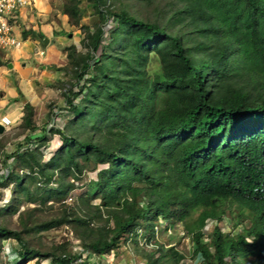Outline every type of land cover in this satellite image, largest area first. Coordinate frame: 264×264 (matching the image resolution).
I'll return each instance as SVG.
<instances>
[{
    "label": "trees",
    "instance_id": "16d2710c",
    "mask_svg": "<svg viewBox=\"0 0 264 264\" xmlns=\"http://www.w3.org/2000/svg\"><path fill=\"white\" fill-rule=\"evenodd\" d=\"M168 1L159 16L141 19L106 7L107 0H90L98 20L82 26L87 52L71 44L64 50L68 63L53 66L79 86L65 93L68 132L54 129L63 143L52 160H43L38 150L45 131L28 138L38 136L36 150L27 145L3 155L15 162L3 164L0 185L16 187L0 214L18 212L23 201H64L76 188L73 179L91 170L97 177L92 194L100 199L96 216L104 218L100 235L93 237L91 213L44 220L36 230L76 223L83 249L101 258L117 252L123 239L151 241L156 226L182 222L194 243L198 261L192 264H264V0ZM63 12L78 24L80 0H68ZM151 55L158 57L160 72L150 70ZM33 109L26 104L20 126L32 127ZM2 148L0 142V155ZM233 203L240 211L235 224L247 216L250 225L237 232L216 225L206 240L208 221L221 222L226 204ZM6 239L16 240L27 259L95 262L63 247L44 253L29 247L20 231L0 225V241ZM159 245L165 262L185 264L174 245L166 251Z\"/></svg>",
    "mask_w": 264,
    "mask_h": 264
},
{
    "label": "rangeland",
    "instance_id": "374dc122",
    "mask_svg": "<svg viewBox=\"0 0 264 264\" xmlns=\"http://www.w3.org/2000/svg\"><path fill=\"white\" fill-rule=\"evenodd\" d=\"M68 0H52V5L54 7L53 13H57L63 11L64 4L67 3ZM39 2V0H38ZM168 0H163L159 5L154 4V2H147L144 3L142 0H107L105 4L106 7L110 9H124L128 12L134 14L136 17L141 19H150L151 14H158L161 13V8L166 7L168 4ZM95 4L90 3V0H80V7L83 11V15L80 17L78 24H73L72 21L69 19L70 28L67 31V37L70 38L69 45L75 44L79 51L87 52V48L82 44V39L84 37V30L83 25H94L97 20V14L94 9ZM154 6V7H153ZM72 24V25H71ZM110 32V28L107 29V37L105 42H107L110 38L108 33ZM71 35V36H70ZM66 37V39H67ZM110 42V41H109ZM65 55V60L63 61V65L67 62V57ZM62 65V66H63ZM160 61L158 57L155 55H151L150 57V64L149 68L152 72H156L160 70ZM161 71V70H160ZM159 71V72H160ZM158 73V72H157ZM48 87V91L46 92L45 98L43 102L39 104L37 109H35L34 114V128L31 131L28 130L26 127L20 126L12 127L9 131L6 132L5 137L8 139V144L6 146V150L8 153L13 154L17 153L19 148L23 146L25 149L30 146L31 150H36L38 146H35V141L39 138L38 136L33 137L32 140H29V136L31 133L37 134L40 132H44V128L47 126L48 128H52L55 124L50 122V116L52 110L56 112L58 110L59 114L55 115L57 119V125L60 127H64L68 120L67 116H64L66 112L62 111L65 108L66 102V89H74L75 91L78 90V82L74 77L68 76L65 71H62L59 77L51 82V84L46 85ZM72 96V92L69 93ZM163 96V95H162ZM164 98V97H163ZM76 100H79L77 98ZM162 97H158L159 107H161ZM50 110V111H49ZM49 112V113H48ZM72 114V113H71ZM68 115L69 118L72 115ZM68 132L67 130H65ZM46 136L45 146L39 144V151L41 152L42 156L44 155L49 157L52 153L58 148V145L55 147L56 144L62 142L60 134L55 131V134H52L51 130H48L44 133ZM39 143V141H38ZM43 146V147H42ZM41 148V149H40ZM14 161V158L11 159V163ZM17 166L19 163H16ZM4 167L1 165L0 162V171H3ZM63 177H65L62 174ZM69 179V177H67ZM96 173L91 170H85L84 173L77 179H73L75 181L76 188L72 189L69 194L67 195V199L64 201H58L55 198L47 199L46 204H41L40 201L37 203H29L23 201L22 205L18 212L11 214V213H3L0 214V225H3L9 229L18 230L22 233V236L26 238V242L28 243L29 247H33L38 250H42V252H50L55 249L59 248H66L69 252L77 255H81V252L87 253L81 244V241L78 237V234L83 232V229L78 227L76 223L70 224H63L60 226H56L49 230H36V226L40 224L41 221L44 220H57L61 219L62 217H67L69 219L73 218V215H79L84 217L88 213L92 214L94 218L92 221V225L95 229V234H93L94 238H97L100 233L98 230L103 227L104 218H97L96 212L99 211L98 207L95 203H99L100 199H95L96 194H92L95 191V181H96ZM72 180V181H73ZM59 183L51 184L52 187H57ZM38 184L32 185L31 188H35ZM44 187L48 188L47 186L43 185ZM16 187L14 182H10L8 185H0V205H5L9 202L11 197L14 195L12 189ZM88 196V197H86ZM41 197H45L42 193ZM41 204V205H40ZM226 217L219 223V225L224 230H229L232 232H237L243 226H249L251 220L244 216L239 222L235 224V218L240 213L237 203H233L230 205L226 204ZM201 209L193 212L190 217V221H194L198 218ZM247 211H245L246 213ZM241 224V225H239ZM171 227L166 229V223L164 222L162 226H156L155 229V236L154 239L151 241L139 237L138 242L123 239L120 244V248L118 249V253L114 254L111 253L110 255V262L105 260V257L102 256L98 258V254L90 252L89 259L92 258L96 260L97 264H149L150 261H157L158 264H178L175 260L169 258V261L165 262L164 258L161 257V253L157 251V244H161L164 247V251H166L170 246H175L176 249L184 255V262L185 264H192L197 263V259H194V243L192 240L191 235H183V232H186V229L183 227L182 222L175 223L172 221L170 223ZM213 223H209L207 228L209 230L213 229ZM115 226L114 220H112L108 227L113 228ZM33 227V231L30 233L27 232V228ZM104 230V229H103ZM205 239L209 240L207 234H205ZM159 245L160 247H162ZM3 247V249H2ZM62 248V249H63ZM14 249L13 253L11 254V250ZM21 246L20 244L14 239H6L3 243L0 241V264H52L51 259L45 257H32L26 258L24 256L21 257ZM84 258V255H81ZM83 261V259L81 260ZM90 264V262L88 261Z\"/></svg>",
    "mask_w": 264,
    "mask_h": 264
},
{
    "label": "crops",
    "instance_id": "0c3cea01",
    "mask_svg": "<svg viewBox=\"0 0 264 264\" xmlns=\"http://www.w3.org/2000/svg\"><path fill=\"white\" fill-rule=\"evenodd\" d=\"M54 10L52 0H39V2L36 0L33 6H25L18 10L17 22H15L17 28H14V34L22 39L24 44L20 48L0 51V123L3 115H7L12 120L11 125L0 133V142L3 144L0 155L2 166L4 163L12 165V158L5 162L3 156L12 153L6 150L8 144L6 132L12 127H18L20 123L23 124L27 103L34 107L35 114L34 110L43 102L48 91L46 85L51 84L62 72L55 68L63 65L64 50L69 46L70 38L67 37L70 28L69 15L63 11L53 13ZM38 49H44L46 54L39 55ZM31 118L33 127L34 115ZM32 127L27 129L31 131ZM3 167L1 173L6 170V164ZM106 261L110 262V260ZM93 262L90 264L98 263L96 260Z\"/></svg>",
    "mask_w": 264,
    "mask_h": 264
},
{
    "label": "built area",
    "instance_id": "2783aa9c",
    "mask_svg": "<svg viewBox=\"0 0 264 264\" xmlns=\"http://www.w3.org/2000/svg\"><path fill=\"white\" fill-rule=\"evenodd\" d=\"M36 0H0V51L10 47H21L22 42L13 34L14 24L17 22L16 12L25 6H33ZM44 50H39L44 55ZM2 122L9 126L11 119L2 117Z\"/></svg>",
    "mask_w": 264,
    "mask_h": 264
},
{
    "label": "clouds",
    "instance_id": "9594fccd",
    "mask_svg": "<svg viewBox=\"0 0 264 264\" xmlns=\"http://www.w3.org/2000/svg\"><path fill=\"white\" fill-rule=\"evenodd\" d=\"M69 19H70V17H69ZM14 26H15V24H14ZM15 28H17L16 26H15ZM13 34H14V29H13ZM15 35V34H14ZM18 40H20L21 42H22V45L24 44V41L22 40V39H20V38H18L17 36H15ZM108 42V41H107ZM106 42V43H107ZM21 45V46H22ZM184 47H187V48H190V44H187V45H185ZM10 48H15V47H10ZM18 48H20V47H18ZM39 50H44V49H38V51H37V53L39 54ZM45 51V50H44ZM46 54V51H45V53H44V55ZM40 55V54H39ZM41 56H43V55H41ZM82 84V83H81ZM77 101V100H76ZM66 108H68V103H67V100H66V102H65V108H62V109H64V110H62V111H66V112H61V113H67V109ZM51 114V116H50V122H52L53 124H55L56 123V125H54L52 128H48L47 126L44 128V131L45 132H47L48 130H51V132H52V134H55V131H54V129L55 128H58V127H60L59 125H57V119H56V117H55V115H57V114H59V112H58V110H56V112H54V110H52V112L50 113ZM3 116H7V115H3ZM2 116V117H3ZM64 116H65V114H64ZM2 117H1V123L5 126V127H7L3 122H2ZM11 119V118H10ZM12 121V120H11ZM11 125V124H10ZM61 128H64V127H61ZM40 133H42V132H40ZM32 134H34V133H32ZM37 134H39V133H37ZM35 137V136H34ZM62 140V139H61ZM62 143H63V140H62V142L61 143H59V144H56L55 145V147L58 145V148H57V150L55 151V153H52L51 155H49V157H47V159H46V156L44 155V157H43V160H52L53 158H55L56 157V154H57V152H58V150L60 149V147L62 146ZM35 146H38V142L35 144ZM43 146H45V144L43 145ZM42 146V147H43ZM41 149V148H40ZM15 162V160L12 162V164ZM1 172V171H0ZM23 172V169L22 170H20V173H22ZM11 200V199H10ZM10 200H9V202H10ZM213 223L214 225H213V229L215 228V226L216 225H219V223L218 224H216L215 223V220H213V219H211V220H209L208 221V223H207V225L209 224V223ZM207 225H206V232L204 233V236H205V234H207L208 235V237L210 236V234L212 233V231H213V229L212 230H209L208 228H207ZM239 225H241V224H239ZM220 228L222 229V227L220 226ZM241 229V228H240ZM239 229V230H240ZM222 231H224V232H230L229 230H224V229H222ZM183 235H185L184 234V232H183ZM205 238V237H204ZM210 239V238H209ZM118 251V250H117ZM111 253H114V254H116V253H118V252H115L114 250L112 251V252H110V253H106L105 255H102V256H104L105 257V260H110V255L109 254H111ZM83 255L85 256L84 258H87V257H89L90 256V252H87V253H83ZM97 262V261H96Z\"/></svg>",
    "mask_w": 264,
    "mask_h": 264
},
{
    "label": "water",
    "instance_id": "95a60500",
    "mask_svg": "<svg viewBox=\"0 0 264 264\" xmlns=\"http://www.w3.org/2000/svg\"><path fill=\"white\" fill-rule=\"evenodd\" d=\"M45 42L47 43V39L45 40ZM5 131V126L0 123V133H3Z\"/></svg>",
    "mask_w": 264,
    "mask_h": 264
}]
</instances>
